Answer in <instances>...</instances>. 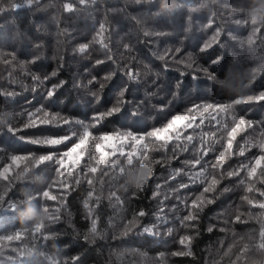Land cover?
<instances>
[{"label":"trees","instance_id":"obj_1","mask_svg":"<svg viewBox=\"0 0 264 264\" xmlns=\"http://www.w3.org/2000/svg\"><path fill=\"white\" fill-rule=\"evenodd\" d=\"M69 2L73 5L71 11L64 8ZM253 16L258 21L256 26L251 24ZM237 20L248 23H236ZM209 21H213L211 26ZM101 24L105 25L103 33ZM261 24H264V0H87L85 4L79 0H38L20 9L5 4L0 10V164L9 162L12 154L64 150L66 145L49 148L29 140L78 131V121L92 122L95 113L104 112L117 102L122 89H126L122 111L91 131L145 133L163 126L173 115L193 105H228L236 99L259 95L264 91V26L260 33H254L253 29ZM217 26L221 34L217 41H211ZM249 36L253 43L248 42ZM84 44L88 48L81 52ZM176 49L180 52L175 59L169 58ZM162 55L166 56L165 60L160 59ZM181 58L194 61L193 68L178 63ZM128 70L138 75L129 79ZM110 73L114 75L105 80ZM34 76L48 79L40 84L33 80ZM53 84L59 87L53 97L46 98V88ZM7 92L14 95L3 94ZM41 106L60 113L71 123L24 128L28 113L36 112ZM201 114L208 117L204 124L189 129L188 133L194 135L197 144L204 132L216 133L208 138L209 142L222 136L224 139L214 145L217 153L223 150L227 132L234 126L233 116H244L252 122L238 130L234 151L238 152L246 141L259 143V134L264 132V101L233 105L228 113H218L216 109L203 113L201 109L197 115ZM212 116L216 119H211ZM9 127L20 130L13 134ZM257 154L258 148L249 147L245 156L234 155L225 168L247 162ZM172 155L163 150L150 153L155 158ZM175 155L178 159H168L163 161L165 166L153 164L151 168L138 163L127 165L121 158L122 173L119 167L108 176L98 173L93 179H102L104 183L102 188L99 183L95 185L96 193H102L99 199L95 194L89 199L91 216L84 207L90 189L82 177L77 185L65 173L64 182L70 185L65 190L59 186L61 178L56 176L53 163L32 167L18 176L22 164L9 174V180H0V195L4 196L0 235L22 232L23 239L11 242V246L25 255L12 252L9 242H4L0 264H50V259L58 260L59 264L65 261L67 264H228L229 257L223 256L228 245L238 242L239 248L248 242V237H255L258 242L260 221L264 219L258 215L260 209L241 199L244 186L237 181L246 174L225 177L217 193L212 194L214 202L205 203L199 212L196 229L187 228L182 223V217L189 211L184 201L198 192L201 185L190 184L181 191H171L180 182H188L184 175L171 179L174 169L186 167L183 160L194 159L191 145L188 152L177 150ZM212 156L210 153L204 159ZM255 183L256 187L264 188L258 180ZM157 184L160 195L153 197ZM224 188L228 190L223 191ZM44 190H50L57 200L42 198L40 193ZM111 192L116 193L119 201L116 196H109ZM165 194L168 199H164ZM248 195L264 199L255 192ZM9 204H14L16 210H5ZM44 207L49 212L59 207L60 219H47ZM140 210L145 215L136 217L138 226L127 236H121L123 226ZM249 211L252 216L243 215L241 221H235L238 212ZM93 218H98V230L102 232V237L95 240L88 233ZM41 222L45 227L35 232ZM145 226L152 228V232H144ZM50 233H55V237L45 239ZM85 234L89 235L87 241ZM184 235L193 237L192 254L173 255L187 251L179 243ZM237 248L233 249L234 253ZM12 256L15 259H9ZM72 257L78 260L73 262Z\"/></svg>","mask_w":264,"mask_h":264},{"label":"snow or ice","instance_id":"obj_2","mask_svg":"<svg viewBox=\"0 0 264 264\" xmlns=\"http://www.w3.org/2000/svg\"><path fill=\"white\" fill-rule=\"evenodd\" d=\"M38 0H0V10H2L5 4H8L12 9H20L25 5L31 6L34 3H37ZM87 0H79L80 4H85ZM64 8L71 11L73 9L72 3H65ZM236 23H245L248 21L237 20ZM213 21H209V26ZM251 24L256 26L258 24L257 18L255 16L251 19ZM254 27V33H260L261 27ZM105 31V25H100V32ZM221 34V29L217 26L211 37V41H217L218 37ZM249 43H253L251 36L248 38ZM103 44V41H100ZM208 45L205 44V47ZM128 47L127 45L125 46ZM88 48L87 44L81 46L80 51L83 52ZM180 52V49H176L175 53L172 54L169 58L175 59L176 55ZM112 59V57H109ZM161 60H165L166 56H160ZM178 63H183L187 68H193L194 61H185L183 58L177 60ZM97 63H103L102 60H97ZM54 72L52 75H55ZM114 73H110L104 77L105 80L111 79ZM129 79H134L138 73H134L133 70H128L126 72ZM195 78V75L193 76ZM48 77L41 79L38 76H34L33 80L38 81L40 84H44L47 81ZM91 83V81H90ZM59 87L57 84H53L50 87L46 88L45 96L46 98H51L55 95L56 89ZM104 87L103 83L100 84V88ZM126 89H122L119 93V98L117 102L107 109L104 112H97L92 117V122L84 123L78 121L80 124V129L73 130L69 134L59 135L51 134L47 136H42L36 139H30L29 142L46 146L49 148H58L60 145H66V148L61 151L49 152L46 154H12L8 157L7 163L0 164V180H9V174L14 169H20L23 164L24 167L21 172L17 175L26 174L30 168L39 167L41 164L46 162L53 163L56 165L54 171L57 177H60L59 186L63 187L65 190L70 186L64 182L63 176L66 173L67 177H71L75 184L81 182V177L86 181L89 186V191L87 193L88 199L84 201V207L89 209V216H91V210L89 206V199H91L94 194L99 199L102 193H96V183L103 186V180H94L93 178L97 177L99 173L100 176H108L110 171H115L119 167V171L122 173L124 171V166L121 163V158L126 161L127 165H133L138 163L141 167L151 168L153 164H161L165 166L163 161L168 159H178V156L175 155L176 151L188 152L189 146H192V154L194 159H185L182 163L186 166L184 168L174 169V175L171 179H176L177 176L184 175L187 176L188 182H180L177 187L172 188V192L181 191L186 189L191 185L199 183L201 185L198 192L191 194L190 199H185L184 203L188 207L189 211L186 215L182 217V223L184 227L196 229L197 222L199 221V212L203 211V206L205 203H213L215 196L212 195L217 193V188L221 184V181L227 177H241V173L246 175L241 177L237 183L244 186V195L241 196L243 201H246L248 205L252 208L260 209L261 211L258 215L264 218V199H257L255 197L249 196V193H258L259 197L264 198V188L256 187L255 181H259L260 184L264 185V132L259 134V143L254 141H246L245 145L239 147L238 152L234 151L233 145L238 134V130L242 129L244 125H251V121H247L244 116H239L238 118L233 116L234 126L230 128V131L227 132L226 143L223 144L222 149L218 153L214 147L215 143H220L224 138L221 136L218 139L209 142L208 138L215 137L216 133L214 132H204L200 138L199 143L197 144L196 138L193 134L188 133L189 129L199 128L200 125L204 124L205 119L208 117L197 115V112L201 109L203 113H207L209 109H216L219 112L228 113L233 105L247 104L253 101L259 102L264 101V91H261L259 95L253 96L249 95L243 99H236L232 104L228 105H213L206 103L204 105H193L189 107L182 113H177L173 115L163 126L154 127L152 130L145 133H136L132 130H116L113 132H100L94 133L91 131L92 128L99 126L105 119L112 117L114 114L122 111V105L126 103L123 99ZM5 95H14L12 92L3 93ZM95 95V93H93ZM136 113L134 112L133 115ZM211 119L215 120L216 116H212ZM199 120V123L197 121ZM71 121L62 116L60 113H52L46 110L43 106L37 109L36 112H29L28 119L24 124V128L39 127L40 125H51L53 127H60L62 125L70 124ZM224 127H227L225 124ZM18 128L9 127V131L15 134L19 131ZM187 133V134H186ZM151 138V139H148ZM21 139H25L21 137ZM71 141L69 145L68 142ZM160 142V143H156ZM169 145H172L169 148ZM258 148L259 154L253 155L247 162H240L235 167L229 165L228 168H225V164L228 163V160L231 159L234 155H239L241 157L245 156L248 148ZM163 150L165 153L172 152V156H161L160 158H155L150 156V153ZM212 153L213 156L211 159L205 160V157H208ZM115 158V159H113ZM145 162H148L147 164ZM64 169V173L61 170ZM57 181L54 180L53 184H56ZM51 185H49V189ZM160 185L157 184V191L153 192V197L160 195L159 192ZM142 190V189H141ZM227 188H224L223 191H227ZM42 198L49 201H56L57 196L53 195L50 190H44L40 193ZM134 195V194H133ZM109 196H116L115 192L109 193ZM116 199L119 201V197L116 196ZM164 199H168V195L165 194ZM163 203V201H161ZM4 207V196L0 195V208ZM5 210L15 211L16 207L14 204H9L8 208ZM44 213L47 214V219L56 221L60 217L59 207L53 212H49L48 207H44ZM163 211V208H161ZM145 212L140 210L136 213L132 219L128 220L127 223L123 226L121 231V236H127L134 227L138 226L136 217H143ZM248 215L252 216L253 214L249 212H238L235 215V221H241V216ZM98 218H93L91 221V227L88 229V233L91 235L92 239L95 240L97 237H102V232L98 230L97 224ZM187 222V223H184ZM261 227L259 230V240L256 241L255 237H248V242H245L237 248L238 242H233L229 244L226 251H224L223 256L229 257L228 264H239V262H244V264H264V219L260 221ZM45 226L43 222L39 223L35 227V232H40ZM155 227V226H153ZM214 227V226H213ZM221 231L225 229L221 228ZM144 232H152V228L145 226L143 228ZM171 231V230H169ZM209 231H212V227L209 228ZM155 234V233H153ZM55 233H50L45 235L44 238L48 239L49 236L55 237ZM23 239V234L20 231H14L8 235H0V254L4 247V242H9L11 251L17 253L18 255H25L24 252L20 251L17 247L11 246L13 241H21ZM85 241L89 239V235L85 234ZM193 237L190 235H184L180 238L179 243L183 245L187 251H178L174 252L173 255L176 256H186L191 255V242ZM241 241L244 240V237L240 238ZM187 242V243H186ZM237 248V251L234 253L233 249ZM30 252V250H29ZM256 255H253V253ZM9 259H15L14 256L9 257ZM73 262L78 260V257L71 258ZM23 264V262H22ZM50 264H59L58 260H51ZM67 264V261H65Z\"/></svg>","mask_w":264,"mask_h":264}]
</instances>
